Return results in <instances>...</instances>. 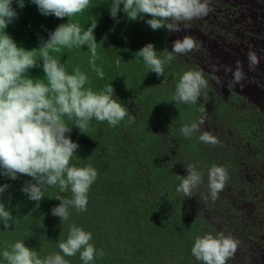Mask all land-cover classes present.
I'll return each mask as SVG.
<instances>
[{
  "label": "clouds",
  "instance_id": "9594fccd",
  "mask_svg": "<svg viewBox=\"0 0 264 264\" xmlns=\"http://www.w3.org/2000/svg\"><path fill=\"white\" fill-rule=\"evenodd\" d=\"M234 4L238 3H232V0H0V175L12 180L21 175L30 177L21 190L30 200L36 202L43 199L46 186L58 187L60 193L70 191V197L55 196L60 203L51 209L53 216L60 217L61 224L69 220L70 209L87 211L88 193L98 178V171L91 164L78 167L71 163L79 144L73 141L69 134L73 131V126L81 133H88L93 119L101 123L107 122L110 127L118 126L126 118L129 124L135 122V116L129 113L130 108L116 98L112 83L97 90L95 75L103 79L105 73L102 67L105 66L118 71L120 53L113 54L118 45L112 31L126 22L145 17H150L145 23L153 31L158 30L159 43L163 42V45L158 48L157 44L154 46L153 43H148L136 54L143 59L147 68L158 76V83L166 80L168 69H165V66L175 58L178 62L176 65L183 62L185 66L176 84L172 102L167 105V110H171L172 114L158 122L159 125L156 124L166 131L176 126L178 119L199 117L191 123L183 124L179 129L182 141L177 143H181L185 149L177 153L185 155L193 145L195 156H198L196 162L202 166H206V160L210 161L212 151L218 150V153L224 154V151L218 148L219 139L210 131L201 132L200 129L204 126L208 114H215V111L226 114L225 107L228 102L219 101L216 109L212 105L208 109L205 108L200 99H207L205 91L209 79L204 75L207 71L203 68L199 70L195 58L186 54L202 49V56H206L208 60L212 59L214 73L218 71V67L229 76L232 72L228 83L230 89L245 78L241 55L245 57L247 54L248 64L245 66L249 65L250 71L256 73L255 70H259V66L264 64V42L261 40V27L254 28L253 20L249 16L251 11L245 10V15H241L243 23L239 25L243 29L248 26L251 29L250 34L245 30L246 33L240 39L233 33L224 31V24L232 22L234 17L240 15ZM245 5L246 9L250 8L247 7L248 3ZM212 9L217 13V20L203 24L206 33L205 39H201L203 48L198 44L199 40L190 34L185 35L183 39L174 34L181 30V25L185 29L191 28L192 21L196 22L208 16ZM13 21L23 24L30 22L28 34L19 39L21 43L8 33ZM171 37L175 38L172 50L169 51L167 47ZM221 43L222 50L231 48L235 43L238 45L236 50H227L232 55L224 62L222 57L218 59L215 55ZM98 52L109 53V57L117 55L118 59L116 63L109 59L99 60ZM178 55L186 57L182 61L183 56ZM260 61L262 62L259 63ZM89 66L92 69L90 72L87 71ZM252 75V85L261 84L260 76L257 73ZM162 76H165L164 80ZM255 105L258 108L264 106V102ZM233 116L235 117L234 114ZM224 120L227 127H233L227 115ZM68 121H71V124ZM144 124L148 129L152 128L148 123ZM247 124L252 131L255 130V135L249 141L255 142L258 139L257 134L264 133V127L259 130L253 123ZM198 132L200 134L197 138L203 148L195 137ZM168 137V141L172 143L173 139L170 135ZM192 137L195 139L193 142ZM260 143L264 144V141ZM139 155L143 164H148L150 170L156 166L164 168L163 163L159 161L161 158L156 159L155 155ZM164 155L161 156L163 159ZM224 162L228 167L235 166L234 163L230 165L228 159ZM185 166L188 174L178 176L181 182L176 191L190 198L193 196V189L204 182L203 173L197 170L194 163ZM235 173H232V169L230 171L216 164L209 168V196L204 197L208 211L213 209L214 201L220 200L219 195L227 182H234V176L239 175L238 171ZM8 187L7 184L0 185V223L5 228H11L12 224H15L10 207H7L2 199ZM253 187L240 192V196L244 192L249 193ZM261 192H250L253 204L257 198L264 202ZM246 196V199H239L246 202L249 198ZM141 197V194L129 196L128 206L124 207L134 209V206L142 203ZM251 209L255 211L260 230L264 231V216L261 221L260 206L254 204ZM137 211H124L123 215L115 217L114 226L107 227L114 245L121 243L122 246H147V233L153 230L156 221L152 214L142 211L139 214ZM127 222L134 233L126 227ZM92 238L91 231L71 224L66 239L58 241V252L40 256L36 249L26 246L24 240H17L6 245L0 256L6 264H70L66 257L79 253L83 264H94L95 260L102 259L106 252L103 248L98 250L94 243H91ZM239 244L238 239L223 231L217 234L206 233L195 237L191 253L200 264H227L235 256ZM258 251L259 255L261 253L263 256L264 247L260 246Z\"/></svg>",
  "mask_w": 264,
  "mask_h": 264
},
{
  "label": "trees",
  "instance_id": "16d2710c",
  "mask_svg": "<svg viewBox=\"0 0 264 264\" xmlns=\"http://www.w3.org/2000/svg\"><path fill=\"white\" fill-rule=\"evenodd\" d=\"M32 8L34 7L32 6ZM148 18L150 17L126 22V24L118 26L112 31V36L115 37L118 45L114 48L113 54L120 53L118 71L105 66L102 67L105 73L103 79L95 75L97 90L103 88L106 84L112 83L116 98L124 103L128 109L130 108V112L132 111L130 115H137L135 118L138 120L129 124L126 118L118 126L110 127L107 122L101 123L93 119L90 122L91 126L88 128V133H81L77 127L73 126V131L69 134L71 139L79 144L77 153L73 155L71 163L78 167L91 164L98 171V178L88 193L87 211L78 212L74 208L70 209L69 220L61 224L60 217L53 216L51 209L60 203L55 196L70 197V191L60 193L58 187L46 186L43 190V199L36 202L30 200L21 190L25 181L31 179L30 177L21 175L12 180L9 177L0 175V185H9L2 195L3 202L7 207H10L15 219V224H12L11 228H5L0 223V253L6 245H10L17 240H24L26 246L36 249L40 256L58 252V241L66 239L69 225L75 224L91 231L93 233L91 243H94L98 250L103 248L106 252V255L102 259L97 258L94 264L142 263L137 261V258L140 256L141 250L146 249V246L144 247L141 244L127 245L123 246V253L118 252L117 246L119 245H114L107 227L114 226L116 224L115 217L123 215L124 211L138 210L137 213L139 214L142 211L147 212L149 215L154 213L159 218L163 214V207L166 204L164 201L165 195L170 185L179 181L177 179L179 174L171 169V164L164 168L156 166L150 170L148 164H143L139 153L133 154L132 152H144L142 153L144 156L155 155L156 159L162 158L161 156L165 154L158 149L159 142L155 137H150V132L144 123H148V126L151 122L158 123L151 119V112L153 110H156L158 114L163 112L162 94L166 95L169 91L175 90L176 84L184 71L178 72L175 70L176 63H178L177 58H175L165 66V69H168V77L163 83L159 84L158 76L151 72L143 59L136 54L148 43H153L154 46L157 44L158 48L163 45V42L159 43L158 30L153 31L145 23ZM29 23L24 22L23 24L20 21H13L10 23L8 33L21 43L22 41L19 39H23L22 37L28 34ZM107 54L99 53V60L109 59L116 63L117 55L109 57ZM104 63L107 65L106 61ZM87 71H92L90 66ZM162 77L165 78V76ZM65 119L67 121V118ZM68 123L71 124V121H68ZM263 127L262 125L261 128ZM248 140H251V137ZM172 143H177V140L173 138ZM252 144L256 145L254 141ZM141 147L148 148H146V151H141ZM176 159L179 161V166H183L182 157H176ZM167 161L169 162L170 159L168 158ZM254 161L250 159V162H246V166H251ZM261 162H264V160H261ZM254 183L255 186L250 192L262 191L261 197L264 198V180L261 173L254 175ZM250 192H246L248 194L242 193L240 198L246 199V195H251ZM134 194H141L142 203H138L134 206V209L125 208L124 205L128 206L127 198ZM263 216L264 212H261V221ZM168 218L179 228L186 225L184 221L175 219L170 215ZM168 222L170 223L169 220ZM173 227L175 228V226ZM153 231L149 230L147 235L148 240L151 244L153 243L152 246L154 247V242H157V235ZM178 234L180 235L182 232L179 231ZM181 237L184 256L187 260H191L190 264H194L192 262V248L190 247H193L196 235L194 232H189L186 236ZM126 251L130 254L129 257L124 254ZM66 259L69 260L70 264H83L79 258V253L73 257H66ZM0 264H6L2 256H0Z\"/></svg>",
  "mask_w": 264,
  "mask_h": 264
},
{
  "label": "rangeland",
  "instance_id": "374dc122",
  "mask_svg": "<svg viewBox=\"0 0 264 264\" xmlns=\"http://www.w3.org/2000/svg\"><path fill=\"white\" fill-rule=\"evenodd\" d=\"M232 3H238L234 4V6L238 10L237 13H240V15L234 17L232 22L225 23L224 31L226 30L227 32L233 33L235 37H239L240 39L246 33L245 30H248V33L250 34L249 30L251 29H249L248 26L244 29L239 26L243 23L242 16L245 15V10H249L251 11L249 16L253 20L254 28L258 29L261 27V40L264 42V0H232ZM247 3V7L250 6L248 9H246L245 5ZM216 14L215 9H212L208 16L199 19L196 22L192 21L191 28L185 29L183 25H181V30L174 32V34H177L176 36H179V39H183L185 35L190 34L199 40L198 44L201 48H203V42L201 39H205L204 37H206L203 24L208 21H216ZM175 37H171L169 39L167 47L169 51L172 50L173 40ZM243 43L247 45L245 41H243ZM237 47L238 45L235 43L231 48L222 50L221 43L219 45V51L215 52L216 58L219 59L222 57L223 62L228 60L232 54L227 52V50H236ZM203 53L204 51L199 49L198 51H192L186 54L188 57L190 56L191 58H195L194 61L197 62L199 70L203 68L207 71V73H204L205 78L209 79L208 87L205 91L207 93V99L201 97L200 101H203L206 109L211 107L210 105L216 109L219 101L228 102V104L225 107L227 110L226 114L219 111H215V114H208L206 116V122L204 126L201 127L200 131H210L213 135H215L220 141L218 148L222 149L224 154L218 153V150L212 151L210 161L208 162L206 160V166L197 164L196 160L198 159V156H195V149L193 145L190 146L189 152L186 151L184 153L185 155H176L178 151L185 148H182L181 143H170L168 141V136L170 135L172 139L175 138L177 142L182 141V135L179 131L181 126L186 123H191V121H195L199 117H188L186 120L178 119L177 125L168 128L166 131L165 128H160L153 122L149 124L153 128L152 130H150V128L148 129L150 137H155V139L159 142L158 149L165 153V160H168V158L170 159L168 162L167 160L165 161L161 158L159 159L160 163H163L164 167L171 164V169L179 174V176H186L188 172L185 165L194 163L197 166V170L203 173L204 182L197 188L193 189V196L190 198L184 197L182 193H178L176 191L177 186L181 182L180 179H178V176L177 179L179 181L176 184L174 183L170 185V188L164 198L166 204L163 207V216L159 218L156 217L155 214L152 215L157 224V226H153V232L157 235V242H154L153 247V243L151 244L150 240H148L146 249L143 250V248L140 256L137 258V261L142 262L141 264H190L188 261L191 260L187 261L186 256H184L185 253L181 244V236L184 237L189 232H194L196 236H202L206 233L217 234L221 231L225 234H231L240 241L235 256L230 259L227 264H264V253L263 256H261L262 254L260 253L259 255L258 251L260 246L264 247V231L262 232L260 230L261 226L257 223L258 221L255 211L253 212L251 209V205L254 206L255 204V206H260L261 212H264V202L260 200L261 198H257V201H254L253 204V198L249 195L246 202L239 199L240 192L249 190L248 187H253L254 183L252 182H254V175L261 173L264 180V162H261V160H264V144L260 143L264 141V133L257 134L258 139L255 141L256 145H252L248 138L255 135V130L252 131V128H249L247 124L248 122L253 123L259 130L261 129L262 124L264 126V115H261L262 112L264 113V106L257 108L255 105V103L258 102H264V64L259 66V70H255L257 75L260 76L259 80L261 84L252 85V79L250 77L253 76L252 74L256 73L249 70V65L245 66L248 64L247 54L245 57L240 54L243 59L242 64L243 71L245 72V78L230 89L228 87V83L232 78V72L229 76L227 72L225 73L223 69L218 67V71L214 73L212 71V67L214 65L212 64V59L208 60L206 56L203 57ZM178 56H183L181 58L182 61L184 60V57H186L185 55ZM261 62L262 61L259 63ZM183 68H185V66L182 62L177 65L175 70L179 72L183 71ZM248 72H251V74L249 75ZM174 93L175 90L169 91L166 95L162 94L163 112L158 114L156 110H153L151 112V119L153 121L160 122L162 119H166L172 114L171 110H167V107H169L167 105L172 102L171 100ZM225 115H227V118L233 127H227L224 120ZM213 118H215L214 121L211 120ZM199 134V132L196 133L195 137L198 144L203 148L202 143L197 138ZM191 140L194 141L195 139L192 137ZM146 148L148 147H141V151H146ZM138 153L142 154L144 152ZM205 153L206 151L204 154ZM176 157H182L183 166H179V161ZM227 159L230 160V165H232V163L235 164V166H233L235 169L227 166L224 162ZM250 159L255 161L251 163V166H246V162H250ZM213 164L224 166L227 169H230V171L232 169V173L238 171L239 175L234 176L235 179L233 180L236 184L234 182H227L224 190L219 195L220 200L218 202L214 201L213 209L208 211L209 207H205L206 204L204 203V197L209 196L207 175L209 168ZM239 184L241 185L238 188ZM244 193L248 194L246 192ZM169 215L175 219H184V223H186V225L183 228H179L171 222L168 218ZM164 216L166 218H163ZM173 226H175V228ZM126 227L132 231V233L135 232L134 230H131L128 222ZM178 231L182 232V234H180L181 236L177 233ZM191 240L193 241L192 238ZM117 248L119 249L118 252L121 251V253H123L124 249L121 243H119ZM124 254H127V257L130 255L127 251ZM193 262L194 264H200L194 256Z\"/></svg>",
  "mask_w": 264,
  "mask_h": 264
}]
</instances>
